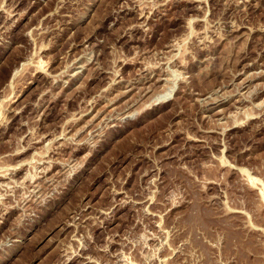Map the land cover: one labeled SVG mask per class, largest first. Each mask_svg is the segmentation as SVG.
Segmentation results:
<instances>
[{"label":"rangeland","instance_id":"rangeland-1","mask_svg":"<svg viewBox=\"0 0 264 264\" xmlns=\"http://www.w3.org/2000/svg\"><path fill=\"white\" fill-rule=\"evenodd\" d=\"M0 264H264V0H0Z\"/></svg>","mask_w":264,"mask_h":264},{"label":"bare ground","instance_id":"bare-ground-1","mask_svg":"<svg viewBox=\"0 0 264 264\" xmlns=\"http://www.w3.org/2000/svg\"><path fill=\"white\" fill-rule=\"evenodd\" d=\"M172 43V42H171ZM175 45V44H174ZM215 104V103H214Z\"/></svg>","mask_w":264,"mask_h":264}]
</instances>
